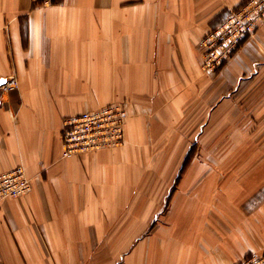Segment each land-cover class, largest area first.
I'll list each match as a JSON object with an SVG mask.
<instances>
[{
  "label": "crops",
  "instance_id": "1",
  "mask_svg": "<svg viewBox=\"0 0 264 264\" xmlns=\"http://www.w3.org/2000/svg\"><path fill=\"white\" fill-rule=\"evenodd\" d=\"M245 0H0V264H237L264 252V24L216 76L202 38ZM126 110L62 156L65 118ZM195 147L196 152L191 154Z\"/></svg>",
  "mask_w": 264,
  "mask_h": 264
},
{
  "label": "built area",
  "instance_id": "2",
  "mask_svg": "<svg viewBox=\"0 0 264 264\" xmlns=\"http://www.w3.org/2000/svg\"><path fill=\"white\" fill-rule=\"evenodd\" d=\"M35 2L37 0H34ZM55 0H42L51 4ZM264 24V0H245L200 42L203 50L202 68L216 73L239 46L252 37ZM17 87L14 78L6 80L3 88ZM126 111L119 104H109L99 109L65 118L62 122V156L120 146L124 140ZM30 189V180L21 167L0 174V200L24 196ZM237 264H264V252L250 255Z\"/></svg>",
  "mask_w": 264,
  "mask_h": 264
},
{
  "label": "rangeland",
  "instance_id": "3",
  "mask_svg": "<svg viewBox=\"0 0 264 264\" xmlns=\"http://www.w3.org/2000/svg\"><path fill=\"white\" fill-rule=\"evenodd\" d=\"M38 1V0H37ZM43 4H45L44 2H43ZM51 4H53V3H51ZM235 9V8H234ZM233 10V9H232ZM231 11V10H230ZM229 11V12H230ZM229 14V13H228ZM216 28V27H215ZM221 69V68H220ZM219 69V70H220ZM202 70L207 74V76H211V77H213V76H216L217 75V73L219 72V70L216 72V73H214V74H212V73H207V71H205L203 68H202ZM126 111V110H125ZM127 117V116H126ZM126 120V119H125ZM196 152V150H195V147L193 148V150H192V152H191V154L193 153H195Z\"/></svg>",
  "mask_w": 264,
  "mask_h": 264
},
{
  "label": "water",
  "instance_id": "4",
  "mask_svg": "<svg viewBox=\"0 0 264 264\" xmlns=\"http://www.w3.org/2000/svg\"><path fill=\"white\" fill-rule=\"evenodd\" d=\"M6 82L5 79H0V86Z\"/></svg>",
  "mask_w": 264,
  "mask_h": 264
},
{
  "label": "trees",
  "instance_id": "5",
  "mask_svg": "<svg viewBox=\"0 0 264 264\" xmlns=\"http://www.w3.org/2000/svg\"><path fill=\"white\" fill-rule=\"evenodd\" d=\"M56 2V0L55 1H53V3H55Z\"/></svg>",
  "mask_w": 264,
  "mask_h": 264
},
{
  "label": "bare ground",
  "instance_id": "6",
  "mask_svg": "<svg viewBox=\"0 0 264 264\" xmlns=\"http://www.w3.org/2000/svg\"><path fill=\"white\" fill-rule=\"evenodd\" d=\"M261 255V254H260Z\"/></svg>",
  "mask_w": 264,
  "mask_h": 264
}]
</instances>
